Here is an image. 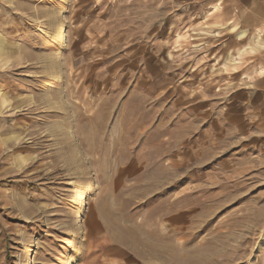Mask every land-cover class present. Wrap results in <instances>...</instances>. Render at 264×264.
<instances>
[{
  "label": "rangeland",
  "instance_id": "obj_1",
  "mask_svg": "<svg viewBox=\"0 0 264 264\" xmlns=\"http://www.w3.org/2000/svg\"><path fill=\"white\" fill-rule=\"evenodd\" d=\"M26 1L31 30L0 36L34 83L0 150V264H264V150L230 82L256 32L220 0Z\"/></svg>",
  "mask_w": 264,
  "mask_h": 264
},
{
  "label": "crops",
  "instance_id": "obj_2",
  "mask_svg": "<svg viewBox=\"0 0 264 264\" xmlns=\"http://www.w3.org/2000/svg\"><path fill=\"white\" fill-rule=\"evenodd\" d=\"M216 7L217 10L211 11L210 16L219 11L217 21L226 24L234 20L240 30H245L240 34L242 39L248 36L246 31L253 34L261 32L262 42L259 45L248 47L246 43L245 47L238 49V55L251 53L252 56L244 64L240 77L230 82L234 83L231 103L238 109L239 115L236 117L244 126L243 137L255 140L260 150H264V0H220L214 9ZM32 8L34 4L31 1L0 0V36L14 43L18 37L30 31L31 27L27 24L31 25L35 17ZM26 49L24 47L17 52L7 45L0 54V150L9 148L4 140L17 132L16 123L13 122L19 118L15 108L17 93L26 95L30 91L27 89L34 84L31 77L33 68L29 66L32 58L29 59ZM63 81L65 85L66 76ZM36 85L40 86L39 83ZM55 85L61 86L60 79Z\"/></svg>",
  "mask_w": 264,
  "mask_h": 264
},
{
  "label": "bare ground",
  "instance_id": "obj_3",
  "mask_svg": "<svg viewBox=\"0 0 264 264\" xmlns=\"http://www.w3.org/2000/svg\"><path fill=\"white\" fill-rule=\"evenodd\" d=\"M259 32V33H258ZM258 32H256L255 34H254V36H253V38H252V45L254 44H257L258 43V45L260 44L259 42H262V38H261V32L260 31H258ZM262 44V43H261Z\"/></svg>",
  "mask_w": 264,
  "mask_h": 264
}]
</instances>
